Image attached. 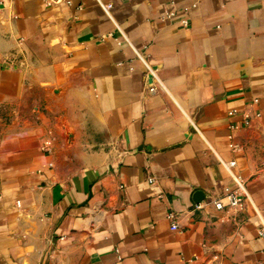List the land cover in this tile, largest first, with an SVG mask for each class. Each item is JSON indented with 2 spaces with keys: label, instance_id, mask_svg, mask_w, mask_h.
<instances>
[{
  "label": "crops",
  "instance_id": "1",
  "mask_svg": "<svg viewBox=\"0 0 264 264\" xmlns=\"http://www.w3.org/2000/svg\"><path fill=\"white\" fill-rule=\"evenodd\" d=\"M260 231L264 0H0V264H264Z\"/></svg>",
  "mask_w": 264,
  "mask_h": 264
},
{
  "label": "rangeland",
  "instance_id": "2",
  "mask_svg": "<svg viewBox=\"0 0 264 264\" xmlns=\"http://www.w3.org/2000/svg\"><path fill=\"white\" fill-rule=\"evenodd\" d=\"M53 113H50L49 117L52 119V117H54ZM53 122H49V125L47 126L48 128H46V133L48 134V138L52 141L55 139L56 143V147L58 149V151L62 154L65 155V157H63V160H60V164L62 165V167L64 169L70 170V169H78L83 165V161L80 160V156L82 154V152L87 149V150H91V149H95L96 147H98V145H96L94 143V141L90 140V135L89 134H84L80 137L78 134H76L78 131L76 130H66L65 133H59L56 132V130L53 128ZM84 135H89L86 136L87 139H85ZM54 136V139H53ZM94 136V135H93ZM96 137V139H99V136L96 135L94 136V138ZM88 141V143L82 145L78 142H82L84 143V141ZM97 141V140H96ZM72 143V144H71ZM77 143V145L75 144Z\"/></svg>",
  "mask_w": 264,
  "mask_h": 264
},
{
  "label": "built area",
  "instance_id": "3",
  "mask_svg": "<svg viewBox=\"0 0 264 264\" xmlns=\"http://www.w3.org/2000/svg\"><path fill=\"white\" fill-rule=\"evenodd\" d=\"M195 3L192 5L194 6ZM110 4H105V8L109 7ZM149 90L153 91L154 88L153 86L149 85ZM253 102H256V99L253 100ZM244 123L247 124L248 123V119H245L244 120ZM48 142L46 141V144ZM229 147L234 149L236 148V145L233 144L232 142L229 143ZM235 164V161L234 160H230L229 162H227V166L230 167V166H233ZM235 181H236V190L234 192H228L227 193V199H228V202L227 204L229 205H238L240 204V196L241 195H244L245 194V186H244V183L242 181V179H240L238 176L235 177ZM225 204L220 200V199H216L214 201V206L216 208H221L223 207ZM172 216L171 213L168 214V217L170 218ZM176 227V224H172V228H175ZM261 234L264 233V231H260Z\"/></svg>",
  "mask_w": 264,
  "mask_h": 264
},
{
  "label": "water",
  "instance_id": "4",
  "mask_svg": "<svg viewBox=\"0 0 264 264\" xmlns=\"http://www.w3.org/2000/svg\"><path fill=\"white\" fill-rule=\"evenodd\" d=\"M203 196V193L201 192V190H196L193 194V199L195 200V202H198L199 199H201Z\"/></svg>",
  "mask_w": 264,
  "mask_h": 264
}]
</instances>
